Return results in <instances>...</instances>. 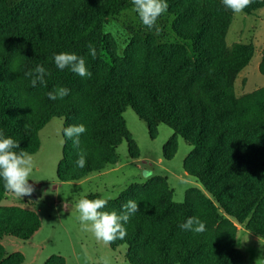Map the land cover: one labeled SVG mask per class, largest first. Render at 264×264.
I'll return each mask as SVG.
<instances>
[{
    "label": "trees",
    "instance_id": "trees-1",
    "mask_svg": "<svg viewBox=\"0 0 264 264\" xmlns=\"http://www.w3.org/2000/svg\"><path fill=\"white\" fill-rule=\"evenodd\" d=\"M167 3L169 12L180 20L177 34L191 41L196 58L185 45L161 43L140 33L135 34V46L142 49L141 60L135 62L129 52L117 56L107 41L106 27L111 19L134 8L132 0L92 3L82 9L80 18L40 25L25 40L13 39L12 48L17 42L28 43V71L43 64L52 73L46 77L47 86L34 88L30 78L27 84L31 91L42 92L49 116L35 114L41 123L27 116L36 135L22 137L21 122L12 112L14 97L6 81V65L1 62L0 131L33 154L40 148L38 134L51 118L64 117V128L83 124L87 131L80 137L79 148L63 134V158L57 171L61 181H78L115 165L124 140L130 157H141L124 116L128 107L147 123L152 138L160 124L168 125L174 134L164 145V157L174 158L183 137L193 147L184 160V169L211 196L191 187L185 200L177 202L168 177L162 175L134 183L118 198L109 200L104 209L120 213L129 199L139 206V212L125 225L126 237L111 247L128 245L131 264H246L237 247L236 223L264 236V87L236 95V80L250 63L252 52L226 45L234 13L222 0ZM262 6L264 0H253L244 12L253 14ZM182 21L187 24L184 28ZM89 44L96 49L95 58L89 54ZM62 52L84 57L91 77L56 68L54 55ZM261 68L264 72V62ZM57 87L70 89V95L50 100L48 93ZM80 150L86 153L83 169L74 163ZM7 192L0 180V203ZM86 198L102 196L93 193ZM4 211L0 206V235L12 232L27 240L41 227L34 212L24 211L15 219L7 218ZM190 217L203 221L206 231L195 234L182 230L179 225ZM0 264H21V256H2ZM45 264H65V259L53 256Z\"/></svg>",
    "mask_w": 264,
    "mask_h": 264
},
{
    "label": "rangeland",
    "instance_id": "rangeland-1",
    "mask_svg": "<svg viewBox=\"0 0 264 264\" xmlns=\"http://www.w3.org/2000/svg\"><path fill=\"white\" fill-rule=\"evenodd\" d=\"M102 1L0 0V63L6 65V81L14 97L12 112L21 122L23 138L36 135L27 116L32 115V119L41 123L42 119L36 115L44 112L49 116V111L42 92L31 91L27 87L29 78L25 73L28 72V43L17 42L12 48L15 43L13 39L25 40L40 25H55L67 18H80L86 5ZM157 25L160 28L159 34L155 29L145 27L137 13L130 9L110 20L106 27V38L117 56L122 57L129 52L135 62L140 61L143 55L142 49L135 46L136 33L144 37L154 36L161 43L185 45L191 56L196 58L191 41L177 34L176 27L180 25V20L169 9L159 18ZM186 25L182 21V28ZM226 45H238L242 50L252 52L250 63L236 80V95L240 97L263 88L264 72L261 66L264 62V6L253 14L243 12L233 15L227 30ZM124 116L139 144L141 157L131 158L128 143L124 140L118 148L119 161L115 165L78 181H61L57 174L63 158L65 118L53 117L40 130V148L31 154L35 166L29 183L35 191L31 196L23 198L8 191L0 206L5 209L7 218L19 219L24 211L36 213L41 220V227L27 240L12 232H3L0 235V260L2 256L8 258L19 254L21 264H45L53 256L63 257L65 264H99L101 257L109 259L111 264H131L127 258L128 245L114 249L110 244L98 241L91 232L82 230L78 220L79 212L75 207V200L80 198L78 194L88 197L100 193L102 198L111 196L110 200H113L134 183H144L152 176L162 175L168 177L177 202L185 200L186 191L191 187H198L211 196L198 179L184 169V160L193 147L183 137L179 138V149L174 158L168 160L164 157V145L174 134L172 128L160 124L157 136L152 138L147 123L131 107L127 108ZM236 224L237 247L245 255L246 264H255L258 258L264 257V247L258 240L259 236L243 225Z\"/></svg>",
    "mask_w": 264,
    "mask_h": 264
},
{
    "label": "clouds",
    "instance_id": "clouds-1",
    "mask_svg": "<svg viewBox=\"0 0 264 264\" xmlns=\"http://www.w3.org/2000/svg\"><path fill=\"white\" fill-rule=\"evenodd\" d=\"M222 3L234 14H241L247 7H250L253 0H222ZM133 10L137 13L142 24L148 29H155L159 34L160 28L157 21L161 16L167 13L169 5L167 0H132ZM89 54L95 58L96 49L92 44L88 45ZM56 68L64 70L70 69L80 77L90 78L92 73L88 70L85 58L74 53L62 52L54 55ZM52 75L51 71L43 64H37L33 70L25 73L30 78L31 86H47L46 77ZM70 95V89L66 87H57L48 93L50 100L64 99ZM87 131L83 124L70 125L63 129L64 136L72 141L74 148H79L80 137ZM19 149V151H17ZM75 166L83 169L86 166V153L80 150L77 153ZM33 156L25 150L20 149V144L11 137H6L0 131V180L3 181L5 190L13 193L18 198L31 196L35 191L31 180L34 170ZM150 175V174H149ZM79 199L75 200V207L79 212L78 220L80 221L83 231L91 232L98 241L105 244L114 243L116 240H123L127 235L125 225L129 222L130 217L139 212L138 203L129 199L122 205V211L104 210L112 199L111 196L97 199L86 198L78 194ZM66 208V205H64ZM182 230L191 231L195 234H201L206 231V225L198 217H190L185 223L179 225ZM262 247H264V236L258 237ZM99 264H111L107 258L101 257ZM255 264H264V257L256 260Z\"/></svg>",
    "mask_w": 264,
    "mask_h": 264
}]
</instances>
